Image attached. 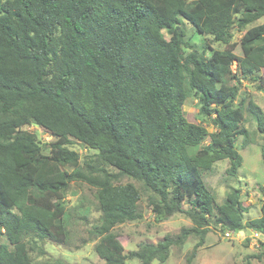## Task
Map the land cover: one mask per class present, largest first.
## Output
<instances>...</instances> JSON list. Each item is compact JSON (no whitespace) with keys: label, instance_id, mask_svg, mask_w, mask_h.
<instances>
[{"label":"trees","instance_id":"trees-1","mask_svg":"<svg viewBox=\"0 0 264 264\" xmlns=\"http://www.w3.org/2000/svg\"><path fill=\"white\" fill-rule=\"evenodd\" d=\"M183 20L224 50L200 53L185 41ZM261 20L264 0H0V235L8 241L0 244V264H33L27 239L65 243L59 199L74 181L97 189L101 217L93 235L103 264L164 263L172 247L194 236L192 264L211 221L264 235V205L260 218L243 224L241 191L219 205L204 181L217 162L228 160L233 178L242 166L235 141L242 136L246 145L248 132L236 84L264 69V23L243 35L240 58L233 39ZM190 97L216 134L186 119ZM247 110L262 135L264 164V112L252 102ZM33 125L58 135L52 146L59 157L45 155L24 129ZM74 142L96 151L98 165L83 168L68 147ZM63 168L72 169L65 183H47ZM123 176L152 195L157 218L185 214L193 227L125 252L112 231L142 214L136 187L115 183Z\"/></svg>","mask_w":264,"mask_h":264},{"label":"rangeland","instance_id":"rangeland-1","mask_svg":"<svg viewBox=\"0 0 264 264\" xmlns=\"http://www.w3.org/2000/svg\"><path fill=\"white\" fill-rule=\"evenodd\" d=\"M195 1V0H189ZM264 23L258 21L247 27L243 32H234L233 43L237 44L236 55L241 57L239 46L243 35L252 27ZM180 28L185 32V41L198 50L206 52L210 56L212 51H222L225 46L214 42L210 37L198 32L192 25L183 20ZM164 37L169 40L170 35L164 31ZM191 49L180 46L179 52L188 54ZM238 65L236 60L232 66L235 72ZM239 87V95L235 100L236 106L242 108L244 113L243 129L248 132L247 144L244 137L235 141V148L243 157L242 166L236 177H229L226 170L230 167L228 160L217 162L212 169L204 174V181L214 195L216 202L221 205L234 189L241 191V205L243 224L261 217V208L264 205V164L261 155L263 143L257 124L247 110L249 102L254 103L264 112V69L247 80H240L236 84ZM183 112L186 119L203 126L209 136L217 133L212 119L200 114L198 101L190 97L185 101ZM26 131L34 133L45 155L59 157L60 151L52 144L59 140L58 135L48 134L38 126H27ZM212 143L211 137L203 143ZM70 150L77 152L83 168L87 165H98L97 152L85 147L79 142L68 146ZM107 171L116 174L112 168ZM72 172L71 168H63L58 174L49 177L47 183H65L67 176ZM92 172V171H91ZM90 172V173H91ZM93 173V172H92ZM95 175H98L95 173ZM100 175V174H99ZM117 185H133L141 194L139 202L142 218L134 222H126L117 225L112 233L120 242L125 252L137 251L144 243L157 244L166 236L175 237L182 229L193 227L190 218L185 214H174L167 220L157 218L153 212L152 195L144 189L141 182L127 177H119L115 181ZM59 203L66 209L68 223V238L65 243L51 240L27 239V250L33 264H103V261L95 252V245L99 238L93 235V229L100 225L101 213L97 200V189L82 181H74L68 185L66 192L59 199ZM188 205H184L187 209ZM199 239L191 236L185 244L178 248L172 247L169 258L161 263L154 261L151 264H186L188 256L192 253ZM5 236L0 235V244H7ZM261 255L262 261L255 256ZM264 235L250 228L240 231H231L225 223L216 224L211 221V226L205 236L203 245L197 250V255L192 264H264ZM125 264H142L139 260H128Z\"/></svg>","mask_w":264,"mask_h":264}]
</instances>
